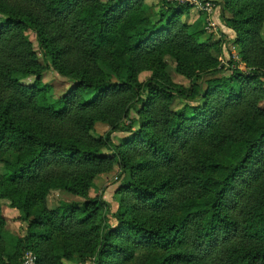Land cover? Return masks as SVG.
I'll use <instances>...</instances> for the list:
<instances>
[{
    "label": "trees",
    "instance_id": "obj_1",
    "mask_svg": "<svg viewBox=\"0 0 264 264\" xmlns=\"http://www.w3.org/2000/svg\"><path fill=\"white\" fill-rule=\"evenodd\" d=\"M224 1L246 71L214 68L221 47L191 31L186 5L162 0L155 12L145 0H0V208L8 199L29 224L15 253L0 247V264H16L24 242L38 264H61L52 232L85 246L82 264H264V0ZM28 32L41 59L73 82L53 100ZM155 53L177 57L187 88L136 79L138 61ZM115 61L127 69L117 81L100 66ZM97 122L109 129L94 138ZM115 165L112 227L99 220L108 204L88 190ZM51 189L85 201L47 209ZM3 225L0 213V241Z\"/></svg>",
    "mask_w": 264,
    "mask_h": 264
},
{
    "label": "rangeland",
    "instance_id": "obj_2",
    "mask_svg": "<svg viewBox=\"0 0 264 264\" xmlns=\"http://www.w3.org/2000/svg\"><path fill=\"white\" fill-rule=\"evenodd\" d=\"M165 1L169 2L168 0ZM145 2L148 6L150 5L152 10L155 12L159 11L163 7L162 0H145ZM231 17L232 15L226 8L224 0L218 1L217 5L214 7V11L210 13V15L202 14L200 11L190 6L185 7V12L182 14L183 21L187 22L188 24L195 22V25L191 31H202V40L209 38L211 41L218 42L219 46L221 47V51L219 53L212 52V55L216 57L218 61V64H216L214 67L216 70L221 66H224L225 68L239 67V69L246 71L248 68L240 61L239 58V47L233 42L235 33L222 20L223 18L230 19ZM210 23H213V25H210ZM28 34L32 42L33 49L37 52L38 58L40 59L44 68L42 72V82L48 85V97L53 100L57 96H60L66 92L72 86L73 82L60 75L55 69L47 64V62H44L41 59V53L37 46L35 35L31 32H28ZM261 34L264 39V22L262 25ZM179 64L180 63H178L177 57L172 53H155L150 56L143 57L136 64V79L139 82H142L148 78H155L172 86L187 88L190 84V81L178 72L177 67ZM100 66L115 81H117L118 78L126 76L127 69H125V67L119 61H115L110 64L101 62ZM212 69L213 68L211 67L207 71ZM230 71L225 70L224 73L220 72L218 75L227 76L230 74ZM208 78L209 76H206V79ZM33 80L34 76H29L23 79L22 82L25 84H30L33 82ZM92 95L93 92L91 93L89 90H87L83 93L82 99L90 98ZM182 104V100H175L172 107L173 109H178L182 106ZM133 116H135V114L131 112L125 123L127 124ZM108 129L109 127L106 124L97 122L90 134L94 138H99L102 137L108 131ZM121 138L122 135L118 133L113 135V139L117 143L121 141ZM224 155L225 154L220 156ZM14 158V154H9L7 156V159L9 160ZM2 171L3 163H0V172ZM119 174L120 169L117 165H115L110 171L96 175L93 179V185L88 190L89 199H94L96 197L101 198L108 204V206L104 207L100 211L99 220L101 222L106 221L112 227L115 226L116 223L114 218L111 217V213L115 210L116 202L119 200V196L116 193V187L120 181ZM127 179L128 174H126L124 177V180ZM259 184L264 187V175L261 177ZM61 201L82 203L85 201V198L70 194L63 190L51 189L47 192L43 203L47 209H52L56 207ZM34 208L35 207L33 206L31 211L38 207L35 209ZM0 213L4 218V225L1 230L0 247L4 248L6 254L12 255L16 251L15 247L17 245L18 239L22 240L27 235L29 224L24 220V216L17 208L10 206V201L6 198L1 199ZM31 231L37 237H41L45 233L44 228L39 225L32 226ZM50 240L56 245L59 253H64L66 256V258H60L61 264H82L80 262L82 259L80 252L83 253V255L86 254L87 251L85 252V246L78 244L75 240L65 234H58L56 232L51 233ZM44 245L46 246V243H44ZM17 253L16 264H38L37 253H35L30 246H27V243L24 242L23 245L19 247ZM42 259L43 261L41 259L39 261L40 264H44L46 260L45 257ZM86 264L92 263L87 262Z\"/></svg>",
    "mask_w": 264,
    "mask_h": 264
},
{
    "label": "built area",
    "instance_id": "obj_3",
    "mask_svg": "<svg viewBox=\"0 0 264 264\" xmlns=\"http://www.w3.org/2000/svg\"><path fill=\"white\" fill-rule=\"evenodd\" d=\"M168 1L178 5H186L193 7L194 9L200 11L202 14L210 15V13L214 11V7L217 5L219 0H168ZM210 25H213V23H210Z\"/></svg>",
    "mask_w": 264,
    "mask_h": 264
}]
</instances>
